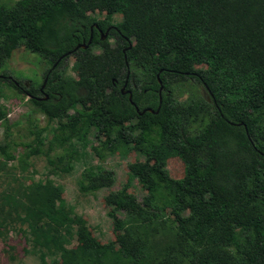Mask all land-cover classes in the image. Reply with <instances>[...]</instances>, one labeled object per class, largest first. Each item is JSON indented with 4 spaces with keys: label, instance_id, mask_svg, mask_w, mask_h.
<instances>
[{
    "label": "trees",
    "instance_id": "16d2710c",
    "mask_svg": "<svg viewBox=\"0 0 264 264\" xmlns=\"http://www.w3.org/2000/svg\"><path fill=\"white\" fill-rule=\"evenodd\" d=\"M96 11L109 21L122 14L116 43L94 34L99 53L92 46L75 49L88 39L96 21L89 13ZM21 46L49 64V83L58 94L37 100V86L6 79L30 97L47 124L34 125L35 137L17 143L7 123L0 154L16 159L13 149L22 146L19 160L43 154L51 172L68 171L75 151L53 155L55 143L76 139L83 152L98 129L105 138L92 148L104 161L139 134L136 144L148 156L130 170L147 194L138 200L123 187L107 195L113 206L108 215L120 232L115 254L89 251L93 239L85 220L74 215L51 178L3 193L1 214L18 203L36 242L57 251L73 241L79 225L84 247L72 264L145 263L154 244L172 249L162 264H264V0H0V67ZM72 56L77 77L62 72ZM196 62L209 67L197 69ZM229 65L254 74L248 97H225L222 70ZM187 84L194 90L179 101L176 89L182 93ZM122 89L132 91V101ZM145 108L153 112L140 114ZM55 119L47 140L42 133ZM170 155L185 163L182 180L167 168ZM115 183V171L100 164L85 166L79 178L87 191ZM158 190L167 192L175 223L165 216L168 205ZM118 210H125L126 220Z\"/></svg>",
    "mask_w": 264,
    "mask_h": 264
},
{
    "label": "rangeland",
    "instance_id": "374dc122",
    "mask_svg": "<svg viewBox=\"0 0 264 264\" xmlns=\"http://www.w3.org/2000/svg\"><path fill=\"white\" fill-rule=\"evenodd\" d=\"M13 3L16 0H5ZM91 16L100 17L103 14L99 12H90ZM113 21H119L122 14L115 12ZM96 52H99L97 49ZM74 57L66 60L62 72L69 77H77L74 69ZM49 64L41 58L40 55L27 50L24 46L16 48L4 66L0 67V76L4 73L27 88L31 85L38 86L47 71ZM197 69H207V62H196ZM223 83L227 89L226 98L236 101L248 97L249 86L254 81V74L247 68L229 65L222 70ZM192 83V82H191ZM199 91L207 97L206 91L198 85ZM194 89L192 85H185V90L176 89L179 101L185 100ZM78 107H84L79 104ZM245 109L252 112L247 105ZM0 111L4 117L0 120V140L5 137L6 124L12 125V137L17 143L31 141L35 135L30 131L34 125L43 127L47 124L46 116L31 101L25 93L19 92L9 81L0 77ZM57 119L52 121L47 129L42 133V137L51 140L54 134V128ZM104 135L95 128L89 135L90 145L82 152V146L77 140L60 144L55 143L52 154L63 153L66 150L75 151L72 168L68 171L49 170L47 159L43 154H38L19 160L18 157L24 153L22 146L13 149L16 159L6 160L0 154V196L7 192L19 191L24 187L32 186L45 182L46 179H53L63 189V196L68 207L74 212V215L81 217L86 222V229L92 236L93 243L89 251H104L113 253L119 250L118 236L119 231L115 222L109 217L108 213L113 206L107 201V195L114 190L126 188L127 191L142 200L147 194L139 179L133 177L130 165L144 161L148 152L137 146L139 134H136L134 142L125 150L109 155L104 161L98 159L92 145L99 144ZM167 168L172 177L182 180L185 176L186 166L183 160L170 155L167 158ZM102 165L112 169L116 173V183L110 188H102L96 191L83 190L79 186V178L83 168L87 165ZM157 196L167 203L165 216L173 223V206L167 197V192L158 190ZM118 217L122 220L127 219L125 210L117 211ZM80 226H75V237L73 241L66 245L62 251L46 248L38 244L35 240L31 227L26 222L23 209L16 202L7 205L3 213H0V264H72L74 255H80L84 243L79 236ZM151 255V260L145 263L135 264H162L172 253L169 245H153L146 250ZM42 257L46 259L45 263ZM128 259L126 263H130Z\"/></svg>",
    "mask_w": 264,
    "mask_h": 264
},
{
    "label": "flooded vegetation",
    "instance_id": "af4514ba",
    "mask_svg": "<svg viewBox=\"0 0 264 264\" xmlns=\"http://www.w3.org/2000/svg\"><path fill=\"white\" fill-rule=\"evenodd\" d=\"M98 12V11H96ZM100 13V12H99ZM103 15L100 17H94L93 18L96 19V21L92 22V24L89 25V37L87 40H83V42L79 43V44H83L86 43L88 44V46L84 49H88L90 46H92L91 48L94 49L95 51L98 49L100 52V46H98V41L95 42L93 44V37L94 34H98L99 38L101 40H109L110 42H112L113 44L116 43L117 41V36L114 35V31H118V28L116 26L117 21H113V18L109 21L107 20V15L105 13H102ZM85 29V28H84ZM89 40H91V42H89ZM123 51H126V48L122 49ZM98 52V53H99ZM49 69V67H48ZM47 69V71H48ZM45 73V76L42 80V82L37 86L38 91L32 95L33 98L37 99V100H48L50 99V96H57L58 91L56 89L51 88V84L49 83V72ZM7 77V78H6ZM2 78L8 79V80H12L16 81L14 78H12L11 76H4L2 75ZM20 83L18 82V85ZM30 88V86L28 87Z\"/></svg>",
    "mask_w": 264,
    "mask_h": 264
},
{
    "label": "water",
    "instance_id": "95a60500",
    "mask_svg": "<svg viewBox=\"0 0 264 264\" xmlns=\"http://www.w3.org/2000/svg\"><path fill=\"white\" fill-rule=\"evenodd\" d=\"M89 42H91V40H89ZM88 46V44H86V43H83V44H78L77 46H76V48L75 49H78V48H86ZM159 82L161 83V80L159 79ZM126 84H127V82H126ZM126 84H125V86H126ZM124 86V87H125ZM123 87V88H124ZM163 90V84H161V86H160V92ZM122 91H123V93H128L129 94V99H130V101H132V91L130 90V89H127V90H123L122 89ZM162 101V98L160 97V102ZM137 110H138V108H137ZM139 111V110H138ZM145 111H151V112H153V109L152 108H145V109H143L142 111H140L139 113L140 114H143ZM158 111V110H157Z\"/></svg>",
    "mask_w": 264,
    "mask_h": 264
}]
</instances>
